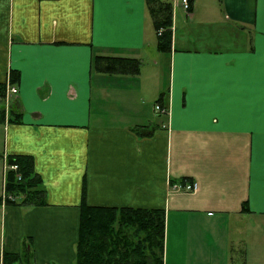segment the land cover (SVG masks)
Wrapping results in <instances>:
<instances>
[{"label":"crops","instance_id":"0c3cea01","mask_svg":"<svg viewBox=\"0 0 264 264\" xmlns=\"http://www.w3.org/2000/svg\"><path fill=\"white\" fill-rule=\"evenodd\" d=\"M170 2L163 52L146 0H0V196L8 154L45 189L41 205L0 199V264H75L83 189L90 205L163 209L162 264H264V0Z\"/></svg>","mask_w":264,"mask_h":264},{"label":"trees","instance_id":"16d2710c","mask_svg":"<svg viewBox=\"0 0 264 264\" xmlns=\"http://www.w3.org/2000/svg\"><path fill=\"white\" fill-rule=\"evenodd\" d=\"M146 1L156 33L157 49L166 52L171 47L172 4L170 0ZM102 58L109 61L99 65V69L108 73H137L141 63L136 58ZM4 88L5 83H0L2 100ZM163 96L161 92L158 99L161 103ZM5 116V108L1 106L0 123L5 121ZM11 119L7 115V120ZM4 163L17 165L16 169L5 170L3 188L12 198H6L4 202L17 205L44 204L45 189L33 170L31 158L25 154H8ZM178 181L185 182V179ZM163 241V209L90 205L85 202L83 189L75 264H162ZM18 257L17 253L3 252L2 264H14Z\"/></svg>","mask_w":264,"mask_h":264},{"label":"built area","instance_id":"2783aa9c","mask_svg":"<svg viewBox=\"0 0 264 264\" xmlns=\"http://www.w3.org/2000/svg\"><path fill=\"white\" fill-rule=\"evenodd\" d=\"M181 6L184 8L185 11L189 10L190 7V0H180ZM17 91V89L15 87H11V86H6V92H10V93H15ZM154 109L157 112H165V108L162 107L159 103H156L154 105ZM4 171L7 168H12V169H16L17 165L16 164H5L4 163ZM18 178H20V176L18 175ZM170 187L173 190H179V191H183V192H194L197 189V182L196 181H185V182H173L170 183ZM6 198H12V195L7 194L6 191L4 190V188L2 189V193H1V199L4 202L6 200Z\"/></svg>","mask_w":264,"mask_h":264},{"label":"rangeland","instance_id":"374dc122","mask_svg":"<svg viewBox=\"0 0 264 264\" xmlns=\"http://www.w3.org/2000/svg\"><path fill=\"white\" fill-rule=\"evenodd\" d=\"M158 64H159V66H158V68H163L164 69V72H165V77L167 78V76H168V70H167V65H168V63H167V59H166V57H165V55H161V58H160V61L158 62ZM151 65H153V64H149V65H147V66H151ZM160 69V70H161ZM160 72H159V70L157 69V66L156 67H154V69H153V71H150V74L147 76L148 77V80H153L154 78H158V74H159ZM147 80V81H148ZM4 108H5V111H6V107H7V105L4 103V105H2ZM10 109H8V111H9ZM7 112V111H6ZM183 192V191H182Z\"/></svg>","mask_w":264,"mask_h":264}]
</instances>
